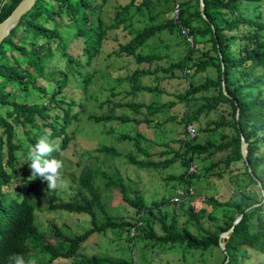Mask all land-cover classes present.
<instances>
[{"label": "trees", "instance_id": "1", "mask_svg": "<svg viewBox=\"0 0 264 264\" xmlns=\"http://www.w3.org/2000/svg\"><path fill=\"white\" fill-rule=\"evenodd\" d=\"M17 1L0 0V19ZM107 1L34 0L0 40V264H9L8 258L13 254L25 258L36 253L47 255L44 260L36 258L37 264H53L61 258L69 260L59 264H138L131 258L113 259L97 254L75 256L92 232L116 226L126 229L129 238L144 239L145 244L179 246L198 250L199 254L216 247L220 260L211 264H246L249 260L251 264H264V14L260 8L264 0H201V10L198 0H178L175 16L170 10L171 16L165 21L152 23L155 16L148 13L149 22L136 29L125 42L118 43L114 50L116 54H130L136 62L148 64L163 56L154 51H137L149 36L164 27L181 34L186 44L185 52L161 68L169 74L181 70L186 81L185 87L174 93L186 105L178 119L183 125V135L177 138L176 147L162 143L166 147L160 150L161 158H136L130 152H125L124 156L138 167L159 168L178 161L183 169L171 177L184 190L182 198L191 195L188 187L192 186L191 178L197 177L189 167L195 161L211 157L207 165L201 166L203 174L223 177L228 173L229 181L240 185L237 198L207 197L209 205L221 209L220 222L213 213H208L212 223L202 226L203 208L195 210L188 205L185 211L195 231L186 223L178 225L174 213L168 214L167 209L161 207L169 203L173 209L180 200L174 202L170 196L161 195L146 203L138 188H127L119 175L108 176L104 184L117 187L121 199L133 208V215L128 218L112 215L103 209L100 193L91 183L89 173L79 177L87 194L78 190L77 197L69 199H57L53 193L48 194L49 208L85 213L89 215V227L77 233H66L51 223L53 238L50 240L35 222L31 198L44 180L39 176L33 178L30 161L23 160L27 153L21 142L14 140L16 127H21L25 133L27 150L44 133H50L51 141L58 137L52 142L61 151L66 147L84 105L73 97H64V88L72 81V88L84 93L94 74L84 66L99 52L106 31L119 27L123 20L121 13L130 6L140 9L151 2L126 0L118 3L114 19L104 23L102 12ZM70 22L75 26L74 35L82 39L81 56L72 54L61 36V28ZM59 59L62 63L55 64ZM155 68L136 67L125 75L130 81L129 91L161 90L156 83L138 81L140 74L154 72ZM211 70L213 75L209 74ZM197 73L204 76L195 81L193 76ZM39 77L52 81L50 89L37 81ZM198 99L199 102L187 109L189 102ZM173 103L172 100L157 104L118 101L109 108L126 105L138 111L144 105L145 114H150ZM51 106L57 110L51 111ZM110 110L95 119L112 118ZM210 113L215 117H209ZM119 118L125 120L127 117L120 115ZM143 119L149 120L146 115ZM193 122L197 123L195 130L198 132L219 130V139L199 141L196 133L188 136L185 126ZM138 135L120 134L148 155L139 145ZM240 137L244 156L240 152ZM96 149L118 153L105 145ZM16 173L22 175L21 188L5 189ZM95 209L103 212L101 221H97ZM238 213L240 216L232 222ZM131 228L132 233H129Z\"/></svg>", "mask_w": 264, "mask_h": 264}, {"label": "rangeland", "instance_id": "2", "mask_svg": "<svg viewBox=\"0 0 264 264\" xmlns=\"http://www.w3.org/2000/svg\"><path fill=\"white\" fill-rule=\"evenodd\" d=\"M124 1L126 0H108L105 3L102 12L104 23L111 22L114 19L113 14L117 4ZM172 5V0H151L147 7L135 9L134 6H130L128 10L122 12L123 20L120 22L119 27L109 28L106 31V36L102 41L99 52L89 65L84 66V69L94 71L86 91L83 93L79 88H72V81L64 88V97H73L75 100L83 102L84 108L74 123L73 136L60 156L64 165L62 177L68 186L49 190L47 182L43 181L31 198L34 203L35 222L45 232V236L48 239L52 240L53 238L50 232L51 223H55L66 233H77L90 226L89 215L85 213H74L60 208L48 207L49 193H53L57 199L75 198L78 190L87 194L79 178L82 173H89L91 183L96 186L100 193L103 209L112 215H120L124 218L133 215V208L121 199L120 192L116 186L104 184L108 176L119 175L127 188H138L146 203L161 195L170 196L171 199L176 189L181 186L176 182L175 178L171 177V175L177 174L183 169L178 161L159 168L150 166L138 167L128 162L124 156L125 152H130L136 158H161L163 154L160 153V150L166 147L162 143L167 142L168 145L176 147L177 138L183 135V125L178 119L183 114L186 105L183 100H178L174 93L182 90L186 85V81L181 75V70H174L175 74H169V71L161 68L185 52L186 44L182 41L181 34L176 30L169 31L164 27L149 36L137 48V51H154L161 53L163 56L159 60H153L148 64L146 62H136L130 54L114 53L118 43L125 42L133 35L136 29L149 22L148 13H152L155 16L150 22H162L171 16ZM260 8L264 14V2H262ZM122 24H125V26L122 27ZM74 29L75 26L71 22L64 25L61 28V36L67 49L72 54L81 56L80 46L82 39L80 36L74 35ZM62 61V59H59L55 61V64H61ZM146 66L149 69L156 68L154 72L140 74L138 81L150 84L156 83L161 90L130 92V81L124 78L125 75L131 73L136 67ZM209 74L213 75V70ZM203 76V73H197L193 76V79L197 81ZM37 81L47 89L52 86L51 80L39 77ZM167 100L174 101L173 105L150 114H145L144 105H141L138 111L126 105H115L111 110L109 108L118 101L152 102L157 104ZM197 102H199V99L189 102L187 109L194 106ZM56 110L57 107L51 106V111ZM109 110L110 114L113 115L112 118L95 119V116L103 115ZM120 115H125L127 118L121 120L119 118ZM145 115L149 118L148 121L143 119ZM209 117H215V114L210 113ZM192 125L196 127L197 123L193 122ZM122 133L130 135L139 133V145L148 152V155H145L141 150H137L132 140L122 138L120 136ZM195 133L199 141L204 138L217 141L220 136L219 130L207 133L195 130ZM24 138L25 133L21 127L17 126L14 140H19L27 153L28 150ZM57 140L58 137L52 139L53 142ZM100 145L114 148L118 153L111 154L97 150L96 147ZM210 159L211 157L195 161L189 168L197 173V177L191 178V195H187L178 203H175L173 209L169 203L161 207L162 209H167L168 214L174 213L178 225L186 223L193 231H195V228L191 223L192 219L188 217L185 211L188 205H192L195 210L200 207L203 208L200 224L207 226L212 223L208 213H213L217 221L220 222L222 220L221 209L212 207L207 203L206 199L209 195H213L218 199H233L239 195L240 185L231 183L228 173L224 174L223 177H217L214 174H203L201 166L207 165ZM21 176L20 173L13 175L5 189L12 191L16 188H21ZM127 193L132 195V191L129 189H127ZM95 211L97 221H101L103 212L99 209H95ZM157 225L158 223L155 222V230L158 229ZM131 231L132 228L129 233H132ZM127 234V230L119 226L108 227L104 231L92 232L82 242L75 256L97 254L113 259L131 258L134 263L138 264H211L220 260V254L216 247L199 254L198 250L179 246L145 244L144 239L139 237L129 238ZM46 257L45 253H36L25 258L44 260ZM68 260L61 258L53 261V264ZM246 264H251V261L249 260Z\"/></svg>", "mask_w": 264, "mask_h": 264}, {"label": "clouds", "instance_id": "3", "mask_svg": "<svg viewBox=\"0 0 264 264\" xmlns=\"http://www.w3.org/2000/svg\"><path fill=\"white\" fill-rule=\"evenodd\" d=\"M57 155H53V153ZM62 151L58 145L50 140V133L40 135L35 143L28 149L23 160L30 161L33 178L39 176L47 182L49 190L66 188L68 185L62 177L63 160L59 157ZM9 264H37L35 258L25 259L20 254H13L8 258Z\"/></svg>", "mask_w": 264, "mask_h": 264}, {"label": "water", "instance_id": "4", "mask_svg": "<svg viewBox=\"0 0 264 264\" xmlns=\"http://www.w3.org/2000/svg\"><path fill=\"white\" fill-rule=\"evenodd\" d=\"M34 0H18L15 5L11 8V10L8 12L6 16H4L2 19H0V40L8 33L10 28L18 21L19 17L31 7ZM202 2L201 0H198V8L201 10ZM240 152L241 155L244 156L243 148H242V137H240ZM240 216V213H238L232 222H234L238 217ZM230 229V227L227 228V230ZM222 232L219 233L222 234ZM219 246L222 247V244L219 242Z\"/></svg>", "mask_w": 264, "mask_h": 264}, {"label": "built area", "instance_id": "5", "mask_svg": "<svg viewBox=\"0 0 264 264\" xmlns=\"http://www.w3.org/2000/svg\"><path fill=\"white\" fill-rule=\"evenodd\" d=\"M172 2H173L172 13L175 16L178 12V0H172ZM186 131H187L188 136H193L195 134L194 125H192L191 123L187 124ZM188 189H189V192H192L191 185H189ZM183 194H184V190L181 187H178L176 191L174 192V194L172 195L171 200L174 202H178L179 200H181Z\"/></svg>", "mask_w": 264, "mask_h": 264}]
</instances>
